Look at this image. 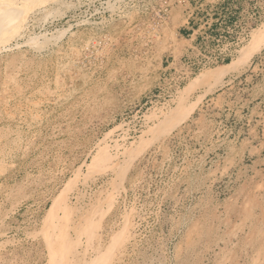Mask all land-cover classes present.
<instances>
[{
  "label": "rangeland",
  "instance_id": "rangeland-1",
  "mask_svg": "<svg viewBox=\"0 0 264 264\" xmlns=\"http://www.w3.org/2000/svg\"><path fill=\"white\" fill-rule=\"evenodd\" d=\"M9 4L0 264H48L57 197L101 247L131 222L110 264H264V0Z\"/></svg>",
  "mask_w": 264,
  "mask_h": 264
},
{
  "label": "bare ground",
  "instance_id": "bare-ground-1",
  "mask_svg": "<svg viewBox=\"0 0 264 264\" xmlns=\"http://www.w3.org/2000/svg\"><path fill=\"white\" fill-rule=\"evenodd\" d=\"M22 1H27V0H22ZM0 5H2L3 7L6 6L5 8H11V5L9 4V0H0ZM10 10L8 12L2 11V13L0 14V25L4 24V23L7 24V22L9 21ZM33 50H37V49H33ZM19 72H20V70H19ZM115 149L119 150V147H117ZM114 162H115V158L113 156H111V153L109 151V153L106 156H100V158L97 159V161L95 162V165L92 166L93 165L92 164L90 166L89 171L92 169H95V168L98 169L99 167H102L103 170L109 169V170L113 171V170H115V167H116ZM123 170H124V175H125V169H123ZM89 176H91V175H89ZM86 179H88V177H86ZM120 180H122V179H120ZM121 187L123 188V186H121ZM121 187H120V189H121ZM111 190H113V188H111ZM111 190L109 191V193L112 194L113 191H111ZM108 197H111V196H108ZM105 198H106V195H105ZM105 198H103V199H105ZM56 199H58V197ZM56 199H55V202H53V204L51 205V208L49 209V211L46 215L47 218H46V221L44 222L45 224L42 225L43 226L42 232H43V236L45 238V245H46V248L48 250V260H46V262H48V264H110L113 259L119 257V253L121 252L120 249L122 247V244L126 243L125 239L129 238L128 237L129 232H130L129 229L132 226V224L129 220H127L128 223H126L127 225L124 228L125 235L123 238L122 237H120L121 239L120 238H117V239L114 238L109 243V245L101 247V244H100V242H101L100 241L101 240L100 233L101 232L96 237L93 234L95 231V228L97 226V222L95 219L96 215L93 217H91L92 215L90 216V214L94 210L97 211L96 207L98 204H91L90 203V205H88L89 209L86 207V208H81V209H77L75 211H72V210L68 209V207L63 206L62 204H59L58 203L59 201L58 200L56 201ZM97 202H98V200H97ZM111 202H113V200ZM102 203L103 202H101V204ZM110 205H111V203H107L105 205L107 210L110 209ZM99 206H101V205H99ZM69 210L72 211V213L69 212ZM56 211H59V212H56ZM60 212L62 215L58 214ZM103 212L104 211H102V213ZM73 214H75V216L77 215L76 217L74 216L75 218H78L77 220L72 218ZM99 216H100V214H99ZM109 229H111V228H109ZM96 232H98V231H96ZM102 233H103V231H102ZM30 235H33V234H30ZM33 238H34V235H33ZM5 245H7V244H5ZM88 253H90V254L88 255Z\"/></svg>",
  "mask_w": 264,
  "mask_h": 264
}]
</instances>
